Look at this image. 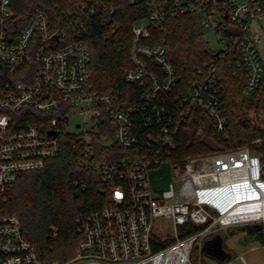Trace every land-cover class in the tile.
Returning a JSON list of instances; mask_svg holds the SVG:
<instances>
[{
  "label": "built area",
  "instance_id": "built-area-1",
  "mask_svg": "<svg viewBox=\"0 0 264 264\" xmlns=\"http://www.w3.org/2000/svg\"><path fill=\"white\" fill-rule=\"evenodd\" d=\"M129 1L145 5L147 14L132 25L133 65L125 71L126 80L142 89L141 100L125 106L95 87L91 50L79 39L85 18L100 10L101 0H81L55 16L38 10L23 28L11 0H0V196L6 198L24 172L44 168L61 152L64 137L72 138L79 166L111 185L106 205L76 218L80 238L64 261L44 262L20 217L0 215V264H194V248L223 228L261 224L264 236V164L258 151L245 145L185 159L173 155L181 128L196 111L205 112L213 130L228 140L220 53L235 49L234 61L247 74V94L260 87L264 0ZM187 12H199L220 49L199 69L201 76L179 91L166 38L155 31ZM76 115L83 118L73 125ZM202 133L201 128L196 136ZM100 142L117 147L112 160L97 156ZM166 159L177 179L158 195L149 173ZM158 218L173 224L174 236L154 234ZM189 223L207 226L190 234Z\"/></svg>",
  "mask_w": 264,
  "mask_h": 264
},
{
  "label": "trees",
  "instance_id": "trees-1",
  "mask_svg": "<svg viewBox=\"0 0 264 264\" xmlns=\"http://www.w3.org/2000/svg\"><path fill=\"white\" fill-rule=\"evenodd\" d=\"M80 1L11 0V3L17 14L16 21L23 28L38 10L55 16L75 8ZM146 14L147 8L143 4H133L129 0H101L100 10L87 15L86 29L79 35L91 50L95 87L100 93L113 94L117 103L125 106L141 100L142 89L126 80L125 71L133 65L132 25ZM155 34L166 38L167 55L175 68L179 91L199 78V69L213 60L218 52L208 45L199 12L170 18L163 31H155ZM234 52L235 49L220 53L218 60L219 84L228 118V140L221 139L213 130L212 121L205 112L196 111L180 130L175 157L185 159L250 145L253 151L261 154L264 164V77L260 87L247 94V74L234 61ZM201 128L203 133L197 137L196 132ZM107 134L109 138L113 137L112 133ZM257 138H261L260 143H254ZM63 141L61 152L51 157L44 168L24 172L8 196H0V215L16 214L20 217L25 235L35 244L46 263L64 261L74 255L80 238L76 218L82 212L106 205L111 192V185H104L94 171L79 166L72 138L64 137ZM109 148L97 143V156L102 158L105 155L112 160L117 147L111 145ZM206 226L189 223L186 227L188 233L194 234ZM244 230H249L248 225ZM253 232L264 244L263 231ZM204 254L203 249L195 247L193 262L210 264ZM227 259L215 258L220 264H225Z\"/></svg>",
  "mask_w": 264,
  "mask_h": 264
},
{
  "label": "rangeland",
  "instance_id": "rangeland-1",
  "mask_svg": "<svg viewBox=\"0 0 264 264\" xmlns=\"http://www.w3.org/2000/svg\"><path fill=\"white\" fill-rule=\"evenodd\" d=\"M203 33L210 48L220 49L212 27L204 26ZM82 118V115H76L73 125H75L76 120L81 121ZM73 125L68 126L69 129L75 130L76 127L72 128ZM149 179L153 192L162 195L177 179L172 160L166 159L159 166L151 169ZM187 198H190L189 194H187ZM244 227L246 225L223 228L206 237L201 248L205 251L204 259L208 260L210 264H220L215 258L224 257H228L225 264H264L263 242L257 237L256 232L244 230ZM153 231L160 238L175 235L173 224L165 218L156 219ZM194 264H198V261Z\"/></svg>",
  "mask_w": 264,
  "mask_h": 264
},
{
  "label": "water",
  "instance_id": "water-1",
  "mask_svg": "<svg viewBox=\"0 0 264 264\" xmlns=\"http://www.w3.org/2000/svg\"><path fill=\"white\" fill-rule=\"evenodd\" d=\"M248 229L249 231L253 232L255 230H261L262 229V225L261 224H257V225H248ZM226 258V257H224ZM221 259V258H220ZM223 259V258H222Z\"/></svg>",
  "mask_w": 264,
  "mask_h": 264
},
{
  "label": "crops",
  "instance_id": "crops-1",
  "mask_svg": "<svg viewBox=\"0 0 264 264\" xmlns=\"http://www.w3.org/2000/svg\"><path fill=\"white\" fill-rule=\"evenodd\" d=\"M263 53H264V48H263Z\"/></svg>",
  "mask_w": 264,
  "mask_h": 264
}]
</instances>
